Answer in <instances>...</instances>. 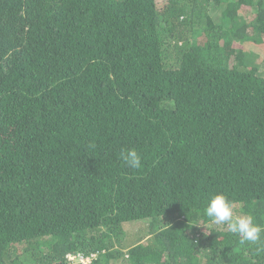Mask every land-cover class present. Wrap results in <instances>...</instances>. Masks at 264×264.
Wrapping results in <instances>:
<instances>
[{"label":"trees","instance_id":"16d2710c","mask_svg":"<svg viewBox=\"0 0 264 264\" xmlns=\"http://www.w3.org/2000/svg\"><path fill=\"white\" fill-rule=\"evenodd\" d=\"M159 1L0 0V264H264V0Z\"/></svg>","mask_w":264,"mask_h":264},{"label":"clouds","instance_id":"9594fccd","mask_svg":"<svg viewBox=\"0 0 264 264\" xmlns=\"http://www.w3.org/2000/svg\"><path fill=\"white\" fill-rule=\"evenodd\" d=\"M120 158L132 169L142 167V156L134 148L123 149ZM204 211L211 225L223 226L228 232L238 237L241 244H260L264 240V226L258 224L253 215L240 209L238 201L230 199L224 193L211 194ZM196 226L206 229L205 235L210 234V225L207 222Z\"/></svg>","mask_w":264,"mask_h":264},{"label":"built area","instance_id":"2783aa9c","mask_svg":"<svg viewBox=\"0 0 264 264\" xmlns=\"http://www.w3.org/2000/svg\"><path fill=\"white\" fill-rule=\"evenodd\" d=\"M97 255L92 254L90 257H85L83 254H68L67 259L69 262L74 264H91L94 259H96Z\"/></svg>","mask_w":264,"mask_h":264},{"label":"rangeland","instance_id":"374dc122","mask_svg":"<svg viewBox=\"0 0 264 264\" xmlns=\"http://www.w3.org/2000/svg\"><path fill=\"white\" fill-rule=\"evenodd\" d=\"M162 4H163V0H160V1L158 2V5H162ZM247 16H248L249 18H251L252 14H247ZM263 71H264V69H263Z\"/></svg>","mask_w":264,"mask_h":264}]
</instances>
